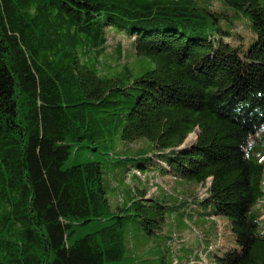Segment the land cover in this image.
<instances>
[{"label": "trees", "instance_id": "16d2710c", "mask_svg": "<svg viewBox=\"0 0 264 264\" xmlns=\"http://www.w3.org/2000/svg\"><path fill=\"white\" fill-rule=\"evenodd\" d=\"M207 1L0 0V264H123L126 220L161 229L173 205L136 182L109 197V161L120 184L157 166L194 179L206 192L186 213L229 217L238 247L215 226L170 264H264V162L250 158L264 142V0ZM235 15L250 18L248 47L216 25ZM121 32L144 62L127 79L106 62ZM139 144L150 150L121 152Z\"/></svg>", "mask_w": 264, "mask_h": 264}, {"label": "rangeland", "instance_id": "374dc122", "mask_svg": "<svg viewBox=\"0 0 264 264\" xmlns=\"http://www.w3.org/2000/svg\"><path fill=\"white\" fill-rule=\"evenodd\" d=\"M209 1L207 2L209 3ZM213 6L216 9L223 10L220 0H215ZM229 10L233 11V9ZM216 25L222 26L233 34L238 30L242 34V38L240 37L239 40L246 47L250 45L256 36L250 25V18L244 15L239 18L236 15L229 18H221L216 22ZM131 42L132 38L124 32H121L120 35L113 33L110 36L106 51L108 53L106 56L108 61L106 62L109 63V65L107 64L108 73L118 74L125 79H127L129 71L135 74L141 73L144 62L142 61V57H136L135 51L131 48ZM120 46L122 47V51ZM106 59L100 58L99 65L103 66L106 64L104 61ZM137 66H139V70L134 69ZM128 68L129 71L127 72ZM138 146L141 145H133L131 146V150L127 151H121L119 147L116 151L118 154H121V152L132 151L142 153L143 151L150 150L145 146L140 148ZM256 148L250 154V158L264 162V142L257 144ZM95 154L98 158L106 160L104 158L106 154H98L97 152ZM108 163L106 168H111V170L105 174V181L108 185V196L112 199L117 197V200L124 201L133 191L137 193L138 190L135 189V184L137 183L140 188L144 186L150 187L147 196L155 195L159 200H168L166 202L173 205V207L167 209L166 219L163 222L162 228L154 232H148L138 219L126 220L124 222L122 230L124 244L123 264H170L175 257L184 259L186 253L189 252V249L186 247L201 242L209 243L202 240L201 237L209 235L213 241L216 239L214 237V233H216L214 230L215 226L211 225V222H208V226L205 224L204 216L198 214L199 216L193 217L190 212L186 213L188 211L186 199H189L190 195L195 196L198 194L200 196L206 192V188L196 185V180L174 177L172 174L163 171L160 166H157L153 171L146 169L142 174L138 173L137 176H134L133 171L126 173L125 181L120 184L119 182L122 181V177L117 174V172L121 171L120 167H113L110 161ZM154 184L157 186L153 187ZM182 197L185 198L184 201ZM196 200L199 201L200 198L197 197ZM262 200L255 204L254 209L264 214V199ZM198 205L200 209L203 207V205ZM220 217H225L229 221L228 216L221 215ZM221 218L218 221H222ZM261 222L264 223L262 220ZM220 230L222 231V246H231V244L239 246L229 224L226 223L220 226ZM180 246L183 248H180ZM203 261L204 264H212L207 263L205 260Z\"/></svg>", "mask_w": 264, "mask_h": 264}, {"label": "crops", "instance_id": "0c3cea01", "mask_svg": "<svg viewBox=\"0 0 264 264\" xmlns=\"http://www.w3.org/2000/svg\"><path fill=\"white\" fill-rule=\"evenodd\" d=\"M264 138V132H259L258 133V137L256 138V141H260L261 139H263ZM262 199H264V196H263V198ZM261 199V201H263ZM259 203V202H258ZM221 217L220 216H218V215H216V216H213V217H210V224L211 225H213V226H217V227H219V229H220V226H223L224 224H226V223H228L227 222V220H226V218L225 217H222L221 219H222V221H218V219H220ZM207 224H208V222H207ZM197 245V244H196ZM197 247V246H196ZM209 255H210V253H208V255H206V256H201V255H198L197 254V258H198V260H201V261H203V260H208V261H211L210 259L211 258H209Z\"/></svg>", "mask_w": 264, "mask_h": 264}, {"label": "water", "instance_id": "95a60500", "mask_svg": "<svg viewBox=\"0 0 264 264\" xmlns=\"http://www.w3.org/2000/svg\"><path fill=\"white\" fill-rule=\"evenodd\" d=\"M193 132H195L196 133V138L198 137V134H199V131L196 129V130H194ZM192 133V132H191ZM190 133V134H191ZM190 134H189V136H190ZM189 136L186 138V140L184 141V143H183V146H187L188 144H192L194 141H195V139L194 140H192V141H190L188 138H189Z\"/></svg>", "mask_w": 264, "mask_h": 264}, {"label": "bare ground", "instance_id": "6f19581e", "mask_svg": "<svg viewBox=\"0 0 264 264\" xmlns=\"http://www.w3.org/2000/svg\"><path fill=\"white\" fill-rule=\"evenodd\" d=\"M196 137V133L194 132V133H192L190 136H189V140H193L194 138Z\"/></svg>", "mask_w": 264, "mask_h": 264}, {"label": "built area", "instance_id": "2783aa9c", "mask_svg": "<svg viewBox=\"0 0 264 264\" xmlns=\"http://www.w3.org/2000/svg\"><path fill=\"white\" fill-rule=\"evenodd\" d=\"M213 264V263H212Z\"/></svg>", "mask_w": 264, "mask_h": 264}]
</instances>
